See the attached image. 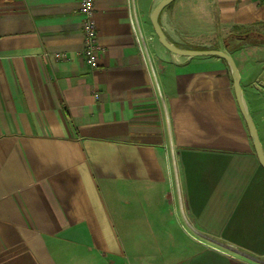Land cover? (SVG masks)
<instances>
[{"label": "crops", "instance_id": "1", "mask_svg": "<svg viewBox=\"0 0 264 264\" xmlns=\"http://www.w3.org/2000/svg\"><path fill=\"white\" fill-rule=\"evenodd\" d=\"M94 1L93 68L81 0H0V264H264V167L228 62L161 44L160 0ZM160 24L230 52L264 150V40L225 42L264 35V0H174Z\"/></svg>", "mask_w": 264, "mask_h": 264}, {"label": "water", "instance_id": "2", "mask_svg": "<svg viewBox=\"0 0 264 264\" xmlns=\"http://www.w3.org/2000/svg\"><path fill=\"white\" fill-rule=\"evenodd\" d=\"M174 0H160L155 7L153 8L151 12V22L154 28V31L161 42L168 50L178 53L181 55L185 56H218L223 59H225L231 69V74L233 77V83H234V90H235V95L237 98V102L239 104L241 113L243 117L245 118V121L247 123V126L249 128L252 140H253V145L257 154V157L259 159L260 164L264 167V150L261 144V140L259 137V133L257 130V127L253 121V118L251 114L249 113L244 98L241 90V84H240V73L239 69L237 67V64L233 58V56L228 52L227 50L224 49H215V48H207V49H195V48H181L179 46H176L172 44L168 39L167 36L160 24V16L162 12L165 10V8L172 3ZM242 39L246 40H253L254 38L251 37L249 39L244 36Z\"/></svg>", "mask_w": 264, "mask_h": 264}, {"label": "built area", "instance_id": "3", "mask_svg": "<svg viewBox=\"0 0 264 264\" xmlns=\"http://www.w3.org/2000/svg\"><path fill=\"white\" fill-rule=\"evenodd\" d=\"M80 11L82 15V29L84 34V47L82 50L86 62L91 67H97L99 56L103 51V46L99 41L98 27L95 20V1L81 0ZM56 58H64V53L54 54Z\"/></svg>", "mask_w": 264, "mask_h": 264}, {"label": "trees", "instance_id": "4", "mask_svg": "<svg viewBox=\"0 0 264 264\" xmlns=\"http://www.w3.org/2000/svg\"><path fill=\"white\" fill-rule=\"evenodd\" d=\"M246 36L247 39L253 37V40H257V39H262L264 40V35L259 34L258 32L254 31V30H242V29H235L234 32H232L230 34V36H228L225 40L227 47H232V44L230 42L231 39H239V40H243L242 38ZM250 40V41H253Z\"/></svg>", "mask_w": 264, "mask_h": 264}, {"label": "rangeland", "instance_id": "5", "mask_svg": "<svg viewBox=\"0 0 264 264\" xmlns=\"http://www.w3.org/2000/svg\"><path fill=\"white\" fill-rule=\"evenodd\" d=\"M230 42L233 43V44H234V43H237V44H238V43H239V44L241 43L240 45H243L244 42H247V40H246V39H243V40H239V39L234 40V39H231ZM221 46H223V45L221 44ZM240 48L242 49V48H244V46H240ZM259 137H260V136H259Z\"/></svg>", "mask_w": 264, "mask_h": 264}]
</instances>
